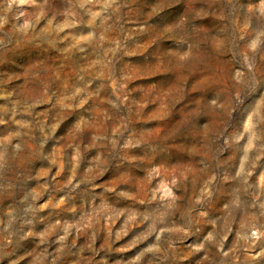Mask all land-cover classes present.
Instances as JSON below:
<instances>
[{"label": "rangeland", "instance_id": "obj_1", "mask_svg": "<svg viewBox=\"0 0 264 264\" xmlns=\"http://www.w3.org/2000/svg\"><path fill=\"white\" fill-rule=\"evenodd\" d=\"M0 252L264 264V0H0Z\"/></svg>", "mask_w": 264, "mask_h": 264}, {"label": "clouds", "instance_id": "obj_2", "mask_svg": "<svg viewBox=\"0 0 264 264\" xmlns=\"http://www.w3.org/2000/svg\"><path fill=\"white\" fill-rule=\"evenodd\" d=\"M162 12L163 11L149 14V16L146 19H142L141 21V23L143 24L142 31H144L148 36L156 38L155 44L161 41H172L179 46L180 44L177 42L175 37L179 35V32L183 27L181 23V16L183 15V13H181L178 17L173 18L171 21L161 20L155 23H149V21H151L153 17H157ZM167 52L169 51L160 50V54H158L157 56L163 57ZM80 115H81L80 113H76V117ZM173 119H175V117H173ZM158 148L162 150V148L159 145H146L143 149L146 150V152L151 150L153 155H155L156 152L154 150ZM20 239H23V237H21ZM21 246L22 245L17 244L14 247L13 252H15ZM3 247L6 248L7 243H5ZM11 256L12 255H10L8 252H0V262H3L6 258ZM10 262L11 264H15L14 259H9L8 264H10Z\"/></svg>", "mask_w": 264, "mask_h": 264}]
</instances>
